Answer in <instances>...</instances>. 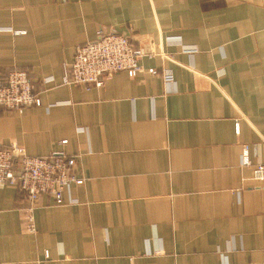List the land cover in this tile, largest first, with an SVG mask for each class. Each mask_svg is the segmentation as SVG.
I'll list each match as a JSON object with an SVG mask.
<instances>
[{
  "label": "crops",
  "instance_id": "obj_1",
  "mask_svg": "<svg viewBox=\"0 0 264 264\" xmlns=\"http://www.w3.org/2000/svg\"><path fill=\"white\" fill-rule=\"evenodd\" d=\"M98 30L143 49L141 69L64 84ZM12 69L41 104L0 106V143L63 149L83 181L40 196L34 232L25 194L0 186V264H264V0H0Z\"/></svg>",
  "mask_w": 264,
  "mask_h": 264
},
{
  "label": "built area",
  "instance_id": "obj_2",
  "mask_svg": "<svg viewBox=\"0 0 264 264\" xmlns=\"http://www.w3.org/2000/svg\"><path fill=\"white\" fill-rule=\"evenodd\" d=\"M182 49L192 53L196 47L182 44ZM145 54L124 34L98 30L95 40L75 47L71 63L63 67L62 82L90 89L100 86L118 71L124 70L134 76L141 69L139 59ZM149 71L153 74L162 73L166 82L172 80L169 71L159 72L155 68ZM40 104L41 99L26 70L12 69L5 74L0 73V106L22 111L28 106ZM65 142L66 139L60 141ZM241 161L242 164L250 163L246 146L242 149ZM77 165L78 157L60 148L47 155H31L18 143H0V186H13L25 194L24 223L28 232L35 231L34 209L42 194L50 196L56 205L63 204L66 202L64 193L69 191L71 184L82 183L83 178L76 174ZM253 170L258 180L264 177V164H256ZM69 201L77 202L74 198Z\"/></svg>",
  "mask_w": 264,
  "mask_h": 264
}]
</instances>
